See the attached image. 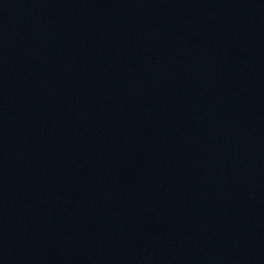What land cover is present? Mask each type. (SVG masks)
<instances>
[{
	"label": "water",
	"instance_id": "95a60500",
	"mask_svg": "<svg viewBox=\"0 0 264 264\" xmlns=\"http://www.w3.org/2000/svg\"><path fill=\"white\" fill-rule=\"evenodd\" d=\"M0 264H264V0L0 56Z\"/></svg>",
	"mask_w": 264,
	"mask_h": 264
}]
</instances>
